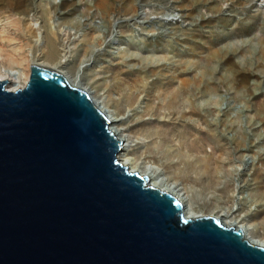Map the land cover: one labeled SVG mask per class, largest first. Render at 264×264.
Returning a JSON list of instances; mask_svg holds the SVG:
<instances>
[{"label": "rangeland", "instance_id": "374dc122", "mask_svg": "<svg viewBox=\"0 0 264 264\" xmlns=\"http://www.w3.org/2000/svg\"><path fill=\"white\" fill-rule=\"evenodd\" d=\"M23 10L31 13L27 20L21 17ZM7 16L22 22L9 24ZM0 23L6 49L29 54L35 63L45 61L49 32H66L64 71L69 80L89 89L112 117L109 128L122 134L120 154L176 187L187 209L205 215L234 212L244 231L264 237V196L260 197L255 176L264 159V0H0ZM31 24L37 37L29 33ZM197 53L203 57V68ZM47 61L43 64L49 65ZM149 65L185 70L192 76L203 71L204 83L219 88L206 92L194 105L202 114L213 113L208 119L218 123L219 142L226 140L225 147L235 151L226 163L229 174H220L221 186L233 187L228 191L231 203L210 201L199 186H188L171 167L174 159L146 156L147 146H157L163 138L152 141L150 132L160 133L166 117L142 116L148 102L144 95L138 96L133 110L126 104L133 91L130 80H123L122 91L110 86L124 78L122 73L140 74ZM143 118L151 126L137 125ZM172 142L173 149L178 141L173 137ZM209 149L207 144L204 151H190L186 158H202Z\"/></svg>", "mask_w": 264, "mask_h": 264}, {"label": "water", "instance_id": "95a60500", "mask_svg": "<svg viewBox=\"0 0 264 264\" xmlns=\"http://www.w3.org/2000/svg\"><path fill=\"white\" fill-rule=\"evenodd\" d=\"M0 81V264H264L212 216L184 218L116 155L109 121L57 71Z\"/></svg>", "mask_w": 264, "mask_h": 264}, {"label": "bare ground", "instance_id": "6f19581e", "mask_svg": "<svg viewBox=\"0 0 264 264\" xmlns=\"http://www.w3.org/2000/svg\"><path fill=\"white\" fill-rule=\"evenodd\" d=\"M25 1L26 0H24V2ZM52 8L54 10H57L58 6L53 5ZM20 14L24 20H27L26 18L29 14L31 15V13H27L26 10L21 11ZM6 19L9 24L22 22L18 19H15L14 17L12 18L7 16ZM28 25H30V22ZM30 27L31 28H29V33H32L35 37H37L38 30H35L32 24ZM66 35V32H59L56 35L51 31L49 32L48 41L46 43L47 50L45 49L46 51L44 53V59L45 61L48 60L47 62L49 63V65L43 64L45 61L42 63H35L34 60L31 59L29 54H16L9 51L5 47V40L3 38H0V81L5 82V88L10 93L16 92L18 90L24 89L29 82L31 65H40L44 67L46 66L60 73L71 86L82 90L90 98V100L98 108V110L104 114L107 120L109 122H112V117L104 109L102 104L98 102V100H96L93 95H90V93L88 92L89 89H87V91L86 88H84L79 82L68 79L69 76L66 75L63 67L66 63L64 59L66 58V55L68 53L66 49L67 45L65 43ZM58 43H60L59 47ZM85 53L86 48L79 57L80 62L82 61L83 57L86 56ZM197 56L199 62H201V68H203V57L198 53ZM79 58L77 60H79ZM79 63H77V65ZM203 73L204 72L202 71L200 76H192L189 75L185 70L178 69L177 71L158 65H149L145 70L140 72L143 77L140 74L132 72L122 73L124 75V78L118 79L113 86H110V90H125L122 82L126 78L131 81L129 87L133 89V91L128 93L127 97L125 98V102L129 107L132 108V106L138 101L139 95H144L147 98L148 102L146 109L142 111V116L152 115L159 117L163 115V117H166L164 123L160 125L163 128L161 127L158 130L160 133L150 132L152 141L157 142V139H159L161 135H163V138L160 139V143L157 146H147L148 154L147 152L145 153V155L147 154V157H152L155 160H170L171 158L174 159V161L170 162L171 167L176 170V175L182 178V180L185 181L188 186H199V191L202 195H210V201H219L221 199H225V201L231 203L233 199L228 195V191L233 187L232 185L221 186L222 182L220 174H229L228 170L226 169V163L227 160L230 161V159L234 156L235 151H232L231 149L225 147L228 142L224 138L221 139L225 140L224 144H221L219 142L221 135L217 132L218 123L208 119L212 116L213 113L211 112L202 114L200 112V109L194 105V101L199 97L204 96L206 92L212 93L219 90L217 86H211L204 83ZM148 80L150 81L148 82ZM194 120H196L197 122H194ZM169 124L171 126H169ZM137 125L151 126L150 121L145 118L141 119L137 123ZM202 125H204L205 127H203ZM108 129L114 135V137L121 142L122 134L120 132L116 133V131H114L112 127L109 128L108 126ZM188 135L193 136V138L188 140ZM129 137L130 136L127 135L126 140H128ZM173 137L178 141L177 145L179 146L176 145V147L172 149V145H174V143L172 142ZM207 144L210 145V149L202 158L195 157L194 160L191 161L186 158L187 153H189L190 151H204ZM120 147L122 150V142L120 144ZM184 150L186 151L184 152ZM132 153L134 154L133 151ZM128 154L130 153L128 152ZM155 154L158 155L155 156ZM123 156L124 155L120 154L119 152L116 155L117 161L124 167H126L130 172L137 173L141 176H146L148 178L146 185L152 186L153 188L159 189L160 191L174 197L181 205V213L183 214L184 218L195 219L208 215L218 219L220 223L227 228H234L235 230L241 231L244 229H242V225H240L241 221H238L237 218L233 216L234 212L231 214L226 213L225 215H218V212L212 211L210 214L205 215L200 212H196L195 210L187 209L185 200L182 196H180V193L178 192L176 187H171L170 184L159 181L157 175H154L151 172L144 171L140 166L134 165V158L129 159L128 157ZM262 165L263 167L255 169L257 183L256 187L259 188L260 197L264 196V159L262 160ZM241 204L243 206H246L247 202L243 200L241 201ZM260 213L261 212H259L258 214ZM228 218L229 220H227ZM261 220L264 225V216L261 217ZM242 234L243 238L246 239L250 244L264 247V237L262 238L256 235L249 234L248 232H246V230H243Z\"/></svg>", "mask_w": 264, "mask_h": 264}]
</instances>
